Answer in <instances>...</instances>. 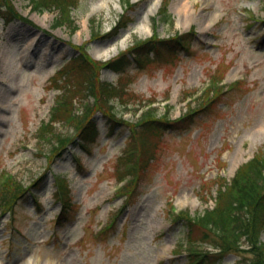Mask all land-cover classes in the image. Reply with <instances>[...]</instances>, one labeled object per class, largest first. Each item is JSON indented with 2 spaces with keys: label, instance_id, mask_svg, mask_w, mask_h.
Here are the masks:
<instances>
[{
  "label": "rangeland",
  "instance_id": "1",
  "mask_svg": "<svg viewBox=\"0 0 264 264\" xmlns=\"http://www.w3.org/2000/svg\"><path fill=\"white\" fill-rule=\"evenodd\" d=\"M126 1L73 0V24L54 28L57 9L33 10L28 0L12 1L22 18L5 23L0 17V181L10 175L23 188L30 185L14 211L0 207V264H188L186 222L170 211L197 214L212 206L215 180L230 178L264 149V0H167L169 18L159 22L154 16L162 0ZM122 13L128 26L101 37ZM191 27L197 33L185 46L131 56L118 70H96L115 86L109 99L115 117L134 122L148 104L157 116L169 110L170 119L198 109L184 125L151 129L152 157L127 198L115 190L123 183L118 156L130 130L98 110L104 99L92 105L97 134L86 148L68 144L63 153L48 154L55 136L49 142L36 136L56 87L69 89L77 110L92 101L84 75L72 69L81 50L104 62L154 32L166 38ZM221 78L225 86L241 82L199 109L205 89ZM53 130L67 136L74 126L55 123ZM202 245L196 248L211 250ZM250 256L224 253L197 264H243Z\"/></svg>",
  "mask_w": 264,
  "mask_h": 264
},
{
  "label": "trees",
  "instance_id": "2",
  "mask_svg": "<svg viewBox=\"0 0 264 264\" xmlns=\"http://www.w3.org/2000/svg\"><path fill=\"white\" fill-rule=\"evenodd\" d=\"M28 1L33 9L38 11L50 10L51 8L57 9L53 27L72 22L69 9L73 0ZM166 1H164V5L159 12L160 19L163 21H167L169 18ZM126 3L129 4L128 1ZM0 17L5 22L14 18H22L15 11L12 0H0ZM122 20L118 22V27H115L112 32L101 36L112 37L113 33L119 28L126 27L130 21V19ZM183 39L185 40L186 36L176 35L165 39L154 34L151 37L134 41L133 45L129 46L126 51L121 52L117 58H113L103 64L94 61L84 50H81L73 62L74 66L72 69L84 75L85 87L97 101L104 99V108L98 110L109 116L108 118L113 124L127 125L119 116H114L115 111H113L111 103H109V99L115 95V86L108 81H100L96 76L97 68L109 67L118 70L131 56L140 55L148 50L159 52L165 47L168 50L180 44ZM65 67L66 65L59 70L61 76H65L67 72L63 70ZM210 89L213 92L212 95H210L211 90L206 92L208 102L204 101V107H208L214 99L225 93L220 90L214 91V88ZM92 111V107L88 105L80 113H75L68 94L64 92L52 110L50 122L70 120L75 127L76 138H80L81 145L86 147L88 142L92 141L96 135V119ZM191 114L188 113L187 116L172 121L168 115L157 116V113L152 108L145 110L137 123L134 125L128 123L130 134L128 144L123 149L122 157H120L122 163L126 164L131 170L141 166L143 162L152 157L148 143V135L151 133V129L159 124L163 127L184 125L192 120L193 114ZM66 140L68 139H66L65 135L56 136L55 145H52L49 155H58L62 152L66 145ZM69 140H72V138ZM216 183V195L211 208L204 209L197 214L183 211L178 215L179 218L184 219L188 228L186 233L189 238L188 244L190 245L188 264L206 262L210 257H221L224 253L229 252L243 253L242 249L239 248L241 240L246 241L250 246L248 251L251 253V257L247 264H264V243L260 240V231L264 225V150L260 149L250 159L241 163L229 181L219 178ZM4 184L5 186L2 187L0 194V206H3L4 209H9L24 188L13 180L6 181ZM202 242L218 248L220 252L217 254H212L209 251L198 252L193 246Z\"/></svg>",
  "mask_w": 264,
  "mask_h": 264
}]
</instances>
